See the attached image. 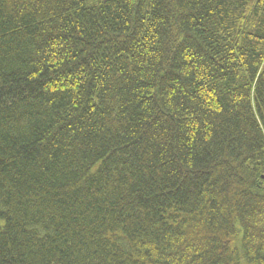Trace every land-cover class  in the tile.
Segmentation results:
<instances>
[{"label":"trees","instance_id":"trees-1","mask_svg":"<svg viewBox=\"0 0 264 264\" xmlns=\"http://www.w3.org/2000/svg\"><path fill=\"white\" fill-rule=\"evenodd\" d=\"M0 264H264V0H0Z\"/></svg>","mask_w":264,"mask_h":264}]
</instances>
